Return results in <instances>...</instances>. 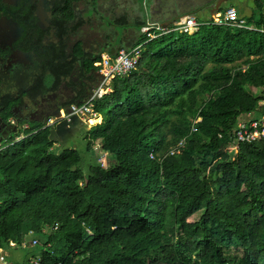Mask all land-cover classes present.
<instances>
[{
  "label": "trees",
  "instance_id": "trees-1",
  "mask_svg": "<svg viewBox=\"0 0 264 264\" xmlns=\"http://www.w3.org/2000/svg\"><path fill=\"white\" fill-rule=\"evenodd\" d=\"M73 1L55 2L59 43L44 44L43 30L33 41L32 8L20 18L24 48L40 52L44 71L20 97L36 100L56 89L78 62L82 76L98 80L99 54L67 51L77 27L70 26ZM247 23L258 29L209 21L193 33L167 31L151 40L142 34L138 65L114 78L96 103L102 121L86 123L85 158L77 148L56 147L65 121L10 123L14 98L5 96V258V249L23 247L33 255L11 264L38 257L42 264H264V137L229 150L242 115L264 114V16ZM81 92L63 105L92 95ZM184 138L180 153L164 156Z\"/></svg>",
  "mask_w": 264,
  "mask_h": 264
},
{
  "label": "crops",
  "instance_id": "crops-1",
  "mask_svg": "<svg viewBox=\"0 0 264 264\" xmlns=\"http://www.w3.org/2000/svg\"><path fill=\"white\" fill-rule=\"evenodd\" d=\"M35 1L39 2L40 5L34 13L39 23L37 24L38 28L48 33L47 23L44 25L41 23L45 19L44 16L50 17L52 14L43 16L45 13L44 1ZM73 2L76 11L73 9L72 18L75 12L77 17L72 27H77L70 36L78 42L74 45V49L78 46L82 53L99 54L100 57L96 58L94 62L103 55L116 53L119 48H131L137 45L142 37L139 25L141 22L148 20L158 22L160 26H164L171 22L172 25L182 16L193 15L201 22H209L217 13L225 11L229 6L235 7L240 16L247 21L250 17L259 19L264 16V0H74ZM254 10L260 12L259 16L255 15ZM12 25L11 22H8L6 30H9ZM52 36L53 39L57 40L56 32ZM68 40L69 38H67ZM18 56L22 58L21 60L29 63L28 71H19L17 76L19 81L12 82L13 85L10 84L11 80L7 77L10 68L9 63L5 65L6 60L0 61V67L3 68L4 73L2 76L0 75V105L2 104L0 119H4V97L12 95L14 98L12 102L14 115L9 117L8 121L17 124L16 127L22 126L25 128L32 120H40L41 122L44 121L46 125H53L49 123V119L57 115L60 108L67 107L63 103L80 95L81 91L84 92V96L88 91L90 94L93 93L103 81V76L96 68L93 69L98 77L95 82H90V79H88L89 74L86 77L82 76L79 68L75 73L72 72L69 77L63 78L56 89L49 91L36 100L26 94L20 97L19 95L27 91L34 84L35 78L42 75L44 71L39 52L31 56L19 52ZM78 64L80 66L79 62ZM111 91L112 86H110L108 93ZM80 96L83 97V95ZM82 97L77 103L83 102L87 95L83 99ZM242 117L250 119L259 116L246 113ZM102 119L103 116L98 113L96 122L102 121ZM18 122H22V124ZM77 122L80 121L74 123ZM71 124L69 126L65 125V129H69ZM6 126L2 127L0 125V141L7 133Z\"/></svg>",
  "mask_w": 264,
  "mask_h": 264
},
{
  "label": "built area",
  "instance_id": "built-area-1",
  "mask_svg": "<svg viewBox=\"0 0 264 264\" xmlns=\"http://www.w3.org/2000/svg\"><path fill=\"white\" fill-rule=\"evenodd\" d=\"M210 22L215 24H234L240 27H248L251 29H258L253 25H248L247 20L240 16L238 10L229 6L225 11L217 13ZM203 22L199 21L193 15H186L179 18L171 26L165 27L160 26L158 22L146 21L141 26V32L148 39L151 40L164 32L175 31L177 33H193L199 29V26ZM264 31V27L260 28ZM142 53V44L135 45L131 48L122 47L119 48L115 54L103 55L99 60L94 62V66L97 71L103 76L102 83L94 90L91 96L85 99L83 102H74L59 109L57 115L49 119V123L57 124L65 121L67 125H70L74 117L79 118L85 123L92 124L96 122V116L98 112L95 109L98 100L108 93L111 81L119 76L128 75L139 63ZM201 117H198L196 121H200ZM193 130H197L194 126ZM235 137L233 145L229 148L230 152L238 151L240 142H252L259 140L264 137V114L259 117L252 119H240L237 126L234 129ZM185 143V138L180 140L176 146L172 147L168 153L169 155L178 154L181 152L182 147ZM5 148V144L0 141V151ZM107 154L104 153L100 157V162L103 167L108 166ZM151 158H155L156 154L154 151L150 153ZM34 240L33 243H36ZM14 244V243H13ZM0 264H11L7 262L3 253V248L0 247ZM34 264H42L38 257Z\"/></svg>",
  "mask_w": 264,
  "mask_h": 264
},
{
  "label": "flooded vegetation",
  "instance_id": "flooded-vegetation-1",
  "mask_svg": "<svg viewBox=\"0 0 264 264\" xmlns=\"http://www.w3.org/2000/svg\"><path fill=\"white\" fill-rule=\"evenodd\" d=\"M44 1V11L43 14H52L49 16H44L45 19L42 20V25L47 23V30L48 33L44 34L43 41L46 45H51L54 41L59 43L60 38L58 37L57 40L53 39L52 34L56 32V25L54 24V16H55V2L56 0H43ZM39 2L35 0H0V61L6 60L5 65L9 63L10 68L8 69L7 77L10 81V84L13 85L12 82L19 81L18 79V72L21 70L28 71V65L29 63L21 60L22 58L18 56L19 52H23L28 54L29 56L36 54L38 51L32 48H24L25 45H27L25 36L26 35V27L20 20V18L24 19V14H26V11L29 9H33V12L37 11V9L40 7L38 4ZM8 18H13L15 21H18L20 25L22 26V29L20 30L18 26H15L14 24L9 27V30H6L8 26ZM38 21L35 20V27L32 31V37L33 41L38 40L40 34V30L38 28ZM45 26V27H47ZM46 30V29H45ZM72 40L74 38L72 37ZM30 43V42H29ZM76 42L75 44H77ZM45 49H42L41 52H44ZM39 56L41 59V55L39 52ZM32 59V57H31ZM79 69V67L75 68L73 71L74 73ZM3 68L0 67V75L2 76ZM36 79L34 80V83L36 82ZM1 83V82H0ZM2 85V84H1ZM2 107V104L0 105ZM0 125L2 127L6 125V122L3 118L0 119Z\"/></svg>",
  "mask_w": 264,
  "mask_h": 264
},
{
  "label": "rangeland",
  "instance_id": "rangeland-1",
  "mask_svg": "<svg viewBox=\"0 0 264 264\" xmlns=\"http://www.w3.org/2000/svg\"><path fill=\"white\" fill-rule=\"evenodd\" d=\"M255 15L259 16L260 12L258 10H254ZM53 80V76H51L50 74H47L46 76V81L48 84L51 83V81ZM91 125V124H90ZM90 125H86L83 122H77L74 124H71V126L69 127V129H65L62 130L60 133L57 132V135L55 136V138H57V142L56 143V147L60 148H64V147H74L77 148L82 155L84 156V158L86 157L87 153H86V138H85V134L86 131L89 129ZM20 138H23V135L20 136ZM107 158L109 159L108 155H106ZM201 212L196 213L192 219H198L200 216ZM6 254H7V262H14V261H18L17 263L23 261L26 258H30L33 253L31 252L30 249L27 248H12V249H5ZM241 250H237V249H229L227 251V254L229 255H235V254H241Z\"/></svg>",
  "mask_w": 264,
  "mask_h": 264
},
{
  "label": "water",
  "instance_id": "water-1",
  "mask_svg": "<svg viewBox=\"0 0 264 264\" xmlns=\"http://www.w3.org/2000/svg\"><path fill=\"white\" fill-rule=\"evenodd\" d=\"M74 11H76V10H75V7H74ZM76 17H77V15H76V12H75L74 17L70 20V26H71V27H72V24L74 23ZM8 20H9L12 24H14L15 26H18V28H19L20 30L22 29V26L20 25V23H19L18 21H15L13 18H8ZM171 23H172V22H171ZM171 23L166 24V25H164V26H165V27H168L169 25H171ZM67 43H68L67 51H68V53L70 54V53H72L73 50H74V45H75V43H76V39L72 40V36H70V37H69V40L67 41ZM76 67H77V68L79 67V64H78V63L76 64ZM65 123H66V122H65ZM60 126H62V124H58V127H60ZM0 131H1V128H0Z\"/></svg>",
  "mask_w": 264,
  "mask_h": 264
}]
</instances>
